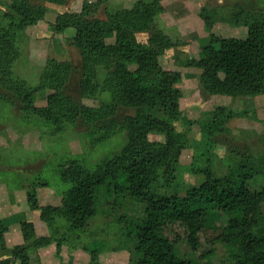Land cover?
Wrapping results in <instances>:
<instances>
[{
    "label": "trees",
    "instance_id": "trees-1",
    "mask_svg": "<svg viewBox=\"0 0 264 264\" xmlns=\"http://www.w3.org/2000/svg\"><path fill=\"white\" fill-rule=\"evenodd\" d=\"M46 1L64 5L68 0ZM161 1L140 0L131 9L109 13L105 20L95 17V5L88 3H83L78 13L61 15L58 29L73 27L82 51L81 95L94 98L105 94L107 99L94 109L78 105L63 94L61 87L69 64L51 57L47 59L43 81L47 80L45 87L55 90L48 97L46 109L38 110L31 103V92L12 77L11 66L17 59L15 32L36 25L44 12L41 5L31 0H15L14 12L5 14L0 22V86L15 92L16 98L25 103V111L42 112V117L57 129L78 120L97 141L116 130L127 131L126 144L114 157L93 170L73 164L75 167L62 173L61 179L70 185L62 195L60 209L73 230L89 226L100 216L123 219L122 199L127 196L141 204V214L132 217L125 227L130 264H199L200 260H204L203 264H264V231H254L264 216V171L254 173L252 166L242 163L222 177L208 173L204 177L190 166L187 171L201 174L202 180L182 189L175 183L178 178L172 177L174 171L170 174L171 167L163 163L166 150L184 140V135L178 134L173 140L171 127L164 121L169 114H176L180 96L176 84L180 76L178 72L164 71L156 60V53L173 46L166 35L155 29V20L163 12ZM240 12L230 19V24L246 26L245 38L215 39L217 46L213 50L200 45L205 55V63L197 65L203 70L201 90L243 96L264 94V22L257 15ZM204 16L207 24L208 18L220 17ZM143 31L149 37L146 43H139L135 36ZM111 35L115 42L107 44L105 38ZM98 67L106 74L103 83L96 79ZM122 108L133 109L134 114L119 115ZM234 117L242 114L228 112L211 119L205 128L213 136L223 130L226 120ZM185 122L188 126L197 123ZM149 135H163L164 141L150 140ZM162 165L170 179L152 187ZM26 196L32 201L33 188L26 191ZM31 207L38 208L36 200ZM3 233L0 230V248L7 250ZM53 241L56 242L51 236L37 238L32 254ZM215 241L226 251L219 260L215 257ZM103 247L99 243L97 250L90 251L93 264H99ZM10 254L0 264H14L20 258L15 249Z\"/></svg>",
    "mask_w": 264,
    "mask_h": 264
},
{
    "label": "rangeland",
    "instance_id": "rangeland-1",
    "mask_svg": "<svg viewBox=\"0 0 264 264\" xmlns=\"http://www.w3.org/2000/svg\"><path fill=\"white\" fill-rule=\"evenodd\" d=\"M31 1L41 5L43 17L36 28L34 25L15 32L17 59L11 66L12 77L31 92L33 107L45 110L48 97L55 90L44 86L47 59L54 57L68 61L69 72L61 92L78 105L99 109L107 95L94 98L81 95L82 51L75 39L76 30L71 26L59 30L58 18L65 13H78L82 4L88 3L95 5V17L105 20L109 13L131 9L140 0H68L64 5L46 0ZM14 2L0 0V22L5 14L14 12ZM161 5L163 12L155 20V29L166 35L173 46L156 53V60L164 71L178 72L180 76L176 84L180 90L176 114H169L164 121L171 127L173 140L178 134L184 135V140L166 150L163 163L171 167L170 174L174 171L172 177L178 178L175 183L182 189L202 180L201 174L192 175L187 171L190 166L204 177L206 173L222 177L242 163L252 166L250 170L254 173H261L264 171V94L243 96L201 90L199 81L203 70L197 65L205 63V55L200 50L202 43L203 47L213 50L217 46L215 39L246 37V26L230 24V19L239 11L245 15H257L264 22V0H167V4L163 6L161 1ZM206 14H219L220 17L208 18L207 24L206 16L203 17ZM169 19L173 20V26ZM195 20L201 26L198 31L193 24ZM205 25L210 26L206 28ZM135 37L137 42L146 43L149 33L143 31ZM105 42L114 44V35L107 36ZM105 77L103 68L98 67V82L103 83ZM15 95V92H8L0 86V183L2 187L10 188L8 195L0 197V230L4 232L3 242L7 249L0 248V260L10 257L15 249L22 261L17 258L14 264H93L90 251L97 250L99 243H103L102 252L98 255L99 264H130L125 250V227L132 217L141 214L139 202L124 196L121 207L123 219L100 216L80 230H73L71 221L60 209L62 195L70 185L61 179L62 173L75 167L73 164L93 170L114 157L125 146L127 131L119 129L97 141L95 135L91 136L78 120L74 124H64L60 130L42 117V112L25 111V103ZM228 112L241 113L242 117L229 118L223 130L211 136L206 125L211 119H218ZM118 114L133 115L134 112L133 109L122 108ZM187 120L197 123L188 126ZM148 137L164 141L163 135ZM164 170L163 165L160 166L152 187L170 179ZM32 188V201L36 200L38 205L36 209L31 207L32 201H28L26 196V191ZM254 231L256 234L264 231V216ZM8 235L11 236L8 238ZM43 236L55 238L58 248L53 241L48 245L54 247L49 260L39 261L42 250L34 256L32 247L35 240ZM214 248L217 260L225 255L220 243L215 241ZM203 263L204 260L199 261V264Z\"/></svg>",
    "mask_w": 264,
    "mask_h": 264
},
{
    "label": "crops",
    "instance_id": "crops-1",
    "mask_svg": "<svg viewBox=\"0 0 264 264\" xmlns=\"http://www.w3.org/2000/svg\"><path fill=\"white\" fill-rule=\"evenodd\" d=\"M162 4H163V6L165 5V4H167V0H162ZM167 6V5H166ZM167 17L169 18V15L167 14ZM170 20V19H169ZM171 21V23H172V26H173V20L171 19L170 20ZM185 21V20H184ZM166 22H168L167 20H166ZM178 22V21H177ZM194 26L196 27V30L198 31L199 30V28H201V26H200V23L199 22H197L196 23V20L194 21ZM179 25V24H178ZM193 26V30H195V27ZM37 27V25L35 26V28ZM187 29L189 30L190 28H188L187 27ZM191 30H192V26H191ZM1 182H3V181H1ZM2 184L0 183V197H3V196H6V194H7V192H8V189H10V188H6V187H2L1 186ZM3 188H5L6 189V191H4V189ZM23 193V192H22ZM8 195V194H7ZM9 197V196H8ZM11 235H8V238L10 237ZM9 241H10V239H9ZM50 247V248H49ZM53 249H54V247H51V246H45V247H41L39 250H37V252L34 254V256H36L37 254H38V251H39V253H40V250H42V254L40 253V258H38V259H40L39 261H44V259H48L49 260V258H50V252H53ZM38 256V255H37ZM51 256H52V254H51Z\"/></svg>",
    "mask_w": 264,
    "mask_h": 264
}]
</instances>
